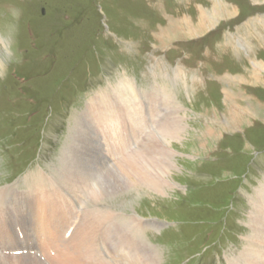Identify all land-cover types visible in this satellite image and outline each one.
Listing matches in <instances>:
<instances>
[{"label":"rangeland","instance_id":"374dc122","mask_svg":"<svg viewBox=\"0 0 264 264\" xmlns=\"http://www.w3.org/2000/svg\"><path fill=\"white\" fill-rule=\"evenodd\" d=\"M219 3L0 0V210L12 214L7 204L15 190L7 188L25 191L36 184V171L54 174L74 118L91 97L131 81L149 95L150 127L138 138L145 153L156 150L178 116L185 127L169 144L175 169L164 193L152 185L109 194L108 179L99 180L103 204L119 214L111 224L123 240L112 233V261L143 264L134 242L142 234L158 264H229L238 257L250 233L249 200L264 180V68L252 65L264 61V0ZM65 188L77 205L89 199L84 212L102 201L80 193L75 179ZM84 216L76 211L74 219ZM121 219L130 221L128 229ZM39 223L38 214L34 229ZM101 227L90 244L94 256L101 240L111 241L112 228Z\"/></svg>","mask_w":264,"mask_h":264},{"label":"bare ground","instance_id":"6f19581e","mask_svg":"<svg viewBox=\"0 0 264 264\" xmlns=\"http://www.w3.org/2000/svg\"><path fill=\"white\" fill-rule=\"evenodd\" d=\"M216 4H220L219 0H216ZM222 11L231 15L227 7ZM211 13L218 14L217 10ZM206 17H210L208 10H206ZM184 24L190 29L193 27L192 21ZM173 25L174 23H170V26ZM180 27L181 23L178 22L176 27L171 28L177 34V29ZM204 28L206 27L202 25L201 30L203 31ZM176 34L175 38L178 39ZM236 44L241 45L239 38ZM252 65L255 70L261 71L264 68V61L253 59ZM119 84L113 87L108 86L97 92L86 103L85 111L80 118H74V125L69 129L68 141L59 152L58 165L54 167V174L48 175L36 171L30 178L36 183V187L30 188L29 191L26 190L28 197H15L13 194L16 192H14L10 196V200L14 202L9 201L7 204L11 206L12 214L7 215L0 210V232H10L9 235L6 234L5 239L0 240V254L4 256V261L0 264H43L41 260L32 255L4 254V252L11 253L21 249V242L14 236L16 226L21 227L25 232L34 231V224L25 227L19 219L24 214L21 208L27 210L29 207L32 209V223H35L38 214L41 217L39 231L45 236L47 246L38 248L27 246L25 249L42 253L49 258L52 264H115L110 257L111 252L107 251L104 257L92 255L90 244L92 240L104 233L105 230L101 224L115 228L111 220L118 218L119 214L93 204L88 207L87 212H84L85 216L79 222L75 220L78 199L75 195L70 196L71 194L65 191V187L71 183L72 179H75L80 193L96 196V202L104 197L97 186L101 177L109 181L105 184L109 194L117 190L121 192L129 188L151 187L152 185L161 193L168 188L170 182L167 177L175 169L173 157L176 153L169 144L172 139L178 140L182 137L180 132L185 127V124H182L185 116L177 117L168 135L157 144L154 152L145 153L144 144L135 145L131 138L146 128L149 95L138 91L131 81L119 82ZM4 189H0V196H3L2 190ZM11 190L16 189L7 188L6 191ZM254 194L249 200L251 205L248 215L250 233L246 236L247 246L238 257L230 260L229 264H264V180ZM121 221L128 229L130 221L123 219ZM132 221L140 223V220L135 217H132ZM71 225L74 226L71 235L67 240H61ZM125 235L132 240V235L126 232ZM141 236V240H134V242L144 260L143 264H158L160 257H157V252L153 247H149L148 242L145 243ZM109 242L115 251L116 244ZM58 245L62 247L60 250L57 249ZM47 248L55 249L57 257H49ZM111 251L113 255L114 251ZM138 252L134 251L132 256L138 257Z\"/></svg>","mask_w":264,"mask_h":264}]
</instances>
